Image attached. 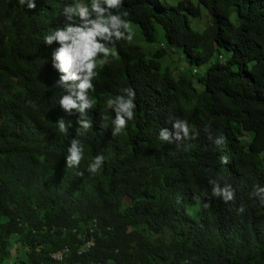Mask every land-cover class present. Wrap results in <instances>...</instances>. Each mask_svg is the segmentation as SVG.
Listing matches in <instances>:
<instances>
[{"label": "trees", "instance_id": "trees-1", "mask_svg": "<svg viewBox=\"0 0 264 264\" xmlns=\"http://www.w3.org/2000/svg\"><path fill=\"white\" fill-rule=\"evenodd\" d=\"M164 1L122 0L113 12L127 13L149 42L162 25L190 65L207 66L198 85L196 69L175 76L162 68L165 49L110 45L115 55L99 58L88 93L84 158L68 168L78 114L59 106L58 44L44 36L77 0H35V9L0 0V264H264V203L253 195L264 187V0ZM202 8L209 22L198 32L191 21ZM125 87L135 90V116L114 136L107 100ZM176 119L189 136L161 141ZM97 154L103 165L90 174ZM209 179L231 186L234 199L214 196ZM94 220L96 244L80 254V234ZM66 245V262L51 258Z\"/></svg>", "mask_w": 264, "mask_h": 264}, {"label": "clouds", "instance_id": "clouds-1", "mask_svg": "<svg viewBox=\"0 0 264 264\" xmlns=\"http://www.w3.org/2000/svg\"><path fill=\"white\" fill-rule=\"evenodd\" d=\"M22 6L27 4L29 9H35V0H18ZM122 0H77L63 8L65 21L44 36V43L52 45L54 42L58 47L51 54L52 67L59 73V79L55 82L57 87L64 90L59 99V106L69 116L77 115L76 137L71 139L67 149L66 167H79L84 158V145L78 138L92 128V121L88 118V112L93 108V101L89 98V91L94 90L93 79L96 76L98 64L102 61L100 57L106 58L115 55V50L110 45L120 40H131L133 32L130 21L125 19L127 13H114L113 9H119ZM122 94L107 100V106L114 111L112 119V135L121 133L127 127L128 121L135 116V90L125 87ZM60 132L68 133L71 122L60 117L56 121ZM189 136V125L187 121L176 119L172 128H162L159 139L164 142L182 140ZM223 137L216 143L219 144ZM105 157L97 154L88 165L87 171L96 174L103 165ZM222 162L227 163V157H222ZM78 175L82 176L83 172ZM212 185V194L221 197L224 202L234 199V191L229 185L223 187L214 180L209 179ZM253 195H260L264 203V187H257ZM199 200V196H194ZM204 207H208L205 204ZM238 211L243 212L241 206ZM61 259L59 253L53 256Z\"/></svg>", "mask_w": 264, "mask_h": 264}, {"label": "rangeland", "instance_id": "rangeland-1", "mask_svg": "<svg viewBox=\"0 0 264 264\" xmlns=\"http://www.w3.org/2000/svg\"><path fill=\"white\" fill-rule=\"evenodd\" d=\"M181 0H165L164 2L169 6L177 5ZM194 3L197 0H191ZM88 2V0H85ZM203 14L201 17L193 18L191 21V26L195 31L202 32L209 22V16L207 15L206 9L202 8ZM131 29L133 32L132 39L127 42L136 44L142 47L144 51L147 53H154L157 50L165 49L166 54L162 58H159V61L162 65L163 69H169L175 76H178L180 72L187 73L192 75L193 70L196 69L198 74L193 75L194 82L198 85L197 78L204 74L207 69V66H192L190 65L187 60L185 59L184 55L180 50L172 48L165 39L164 29L162 25L156 23V40L153 42L147 41L143 34L141 33L140 26L134 22H130ZM249 140L252 139L253 133L248 132L246 133ZM261 156L264 158V151L261 153ZM19 247L16 245L14 240L11 241V251L13 253H18Z\"/></svg>", "mask_w": 264, "mask_h": 264}, {"label": "built area", "instance_id": "built-area-1", "mask_svg": "<svg viewBox=\"0 0 264 264\" xmlns=\"http://www.w3.org/2000/svg\"><path fill=\"white\" fill-rule=\"evenodd\" d=\"M74 231L77 232L76 229H74ZM96 235H97L96 233H92L90 225L88 227L84 228V230L80 234L81 239L83 241V244H82L80 251H79L80 254L90 250L91 248H93L95 246ZM65 249H67V245L64 246L63 248L57 250V251L51 252L50 253L51 258L54 259L53 256L57 253H59L62 257V253ZM54 260L56 262H58V261H62V258L61 259H54Z\"/></svg>", "mask_w": 264, "mask_h": 264}, {"label": "bare ground", "instance_id": "bare-ground-1", "mask_svg": "<svg viewBox=\"0 0 264 264\" xmlns=\"http://www.w3.org/2000/svg\"><path fill=\"white\" fill-rule=\"evenodd\" d=\"M98 225H99L98 220H94L93 221V225L91 226L92 233H95L96 232V229H97ZM70 253H71V247L70 246H67V249H65L63 251V253H62V261H59V262H66V259L69 257V254Z\"/></svg>", "mask_w": 264, "mask_h": 264}]
</instances>
